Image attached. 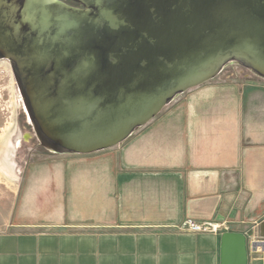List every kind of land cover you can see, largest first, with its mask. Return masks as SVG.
I'll return each mask as SVG.
<instances>
[{
  "label": "crops",
  "instance_id": "crops-1",
  "mask_svg": "<svg viewBox=\"0 0 264 264\" xmlns=\"http://www.w3.org/2000/svg\"><path fill=\"white\" fill-rule=\"evenodd\" d=\"M10 198L0 264H221L222 233L181 226L258 234L264 80L222 71L118 145L28 162ZM248 264H264V251Z\"/></svg>",
  "mask_w": 264,
  "mask_h": 264
},
{
  "label": "water",
  "instance_id": "water-1",
  "mask_svg": "<svg viewBox=\"0 0 264 264\" xmlns=\"http://www.w3.org/2000/svg\"><path fill=\"white\" fill-rule=\"evenodd\" d=\"M76 1L0 0V58L54 153L118 145L231 62L264 78V0ZM249 258L244 232L222 233L221 264Z\"/></svg>",
  "mask_w": 264,
  "mask_h": 264
},
{
  "label": "rangeland",
  "instance_id": "rangeland-1",
  "mask_svg": "<svg viewBox=\"0 0 264 264\" xmlns=\"http://www.w3.org/2000/svg\"><path fill=\"white\" fill-rule=\"evenodd\" d=\"M226 75L239 80L264 78L233 62L223 70ZM179 96V95H178ZM37 136L36 129L29 117L12 64L6 58H0V218L9 215L10 210L4 207L5 200L16 193L23 179L28 162L51 155ZM12 183V184H11ZM5 223L0 220V227Z\"/></svg>",
  "mask_w": 264,
  "mask_h": 264
},
{
  "label": "built area",
  "instance_id": "built-area-1",
  "mask_svg": "<svg viewBox=\"0 0 264 264\" xmlns=\"http://www.w3.org/2000/svg\"><path fill=\"white\" fill-rule=\"evenodd\" d=\"M181 228L195 233H200V232L223 233L225 231H230L228 226L219 222H213V221L196 222L192 219H188L187 221H185L182 224ZM245 234L248 237L250 253H257L258 250L260 249L263 250L264 247H258L257 251L252 250V245L257 240H259V235L257 233L246 232Z\"/></svg>",
  "mask_w": 264,
  "mask_h": 264
},
{
  "label": "flooded vegetation",
  "instance_id": "flooded-vegetation-1",
  "mask_svg": "<svg viewBox=\"0 0 264 264\" xmlns=\"http://www.w3.org/2000/svg\"><path fill=\"white\" fill-rule=\"evenodd\" d=\"M61 1H63L64 3H66L68 5L74 6V7L83 8V5L79 2H77L76 0H61Z\"/></svg>",
  "mask_w": 264,
  "mask_h": 264
}]
</instances>
